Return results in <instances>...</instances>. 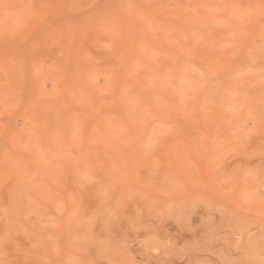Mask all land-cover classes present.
I'll use <instances>...</instances> for the list:
<instances>
[{
    "label": "rangeland",
    "instance_id": "obj_1",
    "mask_svg": "<svg viewBox=\"0 0 264 264\" xmlns=\"http://www.w3.org/2000/svg\"><path fill=\"white\" fill-rule=\"evenodd\" d=\"M0 264H264V0H0Z\"/></svg>",
    "mask_w": 264,
    "mask_h": 264
}]
</instances>
